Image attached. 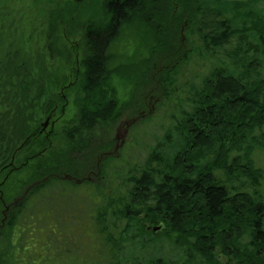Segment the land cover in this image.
<instances>
[{
	"label": "trees",
	"instance_id": "trees-1",
	"mask_svg": "<svg viewBox=\"0 0 264 264\" xmlns=\"http://www.w3.org/2000/svg\"><path fill=\"white\" fill-rule=\"evenodd\" d=\"M175 4L183 11L173 21L185 18L187 33L199 40L180 51V22L165 25ZM175 4L104 0V20L89 23L84 33L76 112L59 142L38 125L39 115L63 103L53 94L58 87L51 86L44 57L31 51L0 64V264L28 263L30 253L20 259L25 235L36 244L40 231L46 242L63 240L51 264L66 255L74 257L66 264H105L97 234L112 226L118 229L112 264H219L221 256L227 264H264V165L255 159L264 155V0ZM135 21L152 32L147 40L153 45L140 63L135 91L127 66L117 73L128 79L134 113L146 105L153 72L154 91L162 85L170 100L179 88L176 64L194 55L197 70L165 127L152 133L140 164L123 156L97 159L113 143L110 137L93 142L98 127L119 109L109 51L123 26ZM95 168L98 179L116 181L105 205L98 183L84 177ZM109 206L115 217H106ZM49 220L53 232L46 231ZM91 240L98 248L87 249Z\"/></svg>",
	"mask_w": 264,
	"mask_h": 264
},
{
	"label": "rangeland",
	"instance_id": "rangeland-1",
	"mask_svg": "<svg viewBox=\"0 0 264 264\" xmlns=\"http://www.w3.org/2000/svg\"><path fill=\"white\" fill-rule=\"evenodd\" d=\"M167 1L165 0V3ZM103 2L104 0H0V64L6 66L8 62H11V64L14 61L19 62L23 54L26 55V53L31 51L41 54L45 59L50 79L54 84H51V86L58 87L53 91V94H60L59 96L63 99V103H58L55 106L57 109L54 113H50L54 115H52L51 119H48L46 127L42 125L50 114L39 115L38 125L40 128H43L45 135L51 133L50 137L54 142H59L60 130L70 126L68 123L76 112V99L80 93L77 80L81 73L79 61L85 48L84 33L89 23H98L104 20ZM170 2L175 4V0H170ZM173 7L174 10L167 14L168 19L165 25L166 28L169 26L170 29L171 27H177L180 22L179 34L176 39L182 43V46L177 47L178 51L183 46L186 47L188 43L190 47V40H194L193 44L198 45V38L196 41L195 37L187 33L185 18L179 17L180 21L178 19H174L173 21L174 13L177 11L178 16L183 11V8L178 7L176 4ZM150 33L152 32L137 21L130 25H124L118 39L109 51L111 56L109 68L111 69V73H113L110 77V83L112 90L115 89L116 91L115 96L119 109L112 122L101 124L98 127V134H96L93 142L100 143L103 138L110 137L113 143L112 147L98 153L97 159L105 155H114L117 159L123 156L125 160H135L136 163L140 164L145 156L147 147L153 142L152 133L158 134L159 129L165 127L170 113L175 111L177 107V99L183 96L184 93L182 92L185 89L187 90V78L197 70L192 65L193 61L199 57L194 55L191 58H195L183 66L176 64L178 65L176 69L179 79L177 85L179 88L170 100L166 99L162 85H159V90L154 91L153 87L156 84L157 88L158 78H156L157 71H155V74L153 72L151 74L150 85H148L151 87V90L147 94V88L144 93L147 95L146 105L142 108H136L138 111L134 113L133 109L135 106L132 105L133 98L130 96L132 92L131 87L125 82L128 79L123 75L119 76L117 73L121 72L120 67L127 66L126 71L128 70L129 75H126L130 82H132L135 91V83L138 81L137 76L142 69L140 63L147 60L145 58H148L147 54L148 50H150V44L153 45L152 42H148L147 40L152 39ZM144 35L145 37H143ZM196 61L199 62V60ZM159 66V64L155 63L153 69L157 70ZM131 68H134V70ZM140 112L144 115L143 119H139L131 125L122 142H119L116 136L119 127L125 120L136 117ZM134 141H137L138 145ZM61 144H64V142ZM65 149L69 148L65 147ZM255 159L258 165H264V155L255 156ZM84 160L85 158L83 157ZM95 169L97 171V168ZM99 174V171H93V174H87L84 177L88 178L92 183H98L96 185H98L99 191L103 194L102 200L105 205L106 196L115 189L116 181L107 176H102L98 179ZM73 182L76 184L75 180ZM68 193L70 192H64L63 194L70 195ZM68 202V207H73L74 201L72 196ZM75 207L77 209V206ZM108 208L110 206L105 210L107 211L106 217H115L113 213H110V209ZM46 224H48L45 225L46 231L53 232V221H46ZM156 232L161 233L159 230ZM43 233L44 231L39 232L36 244L31 243L28 238L30 233L25 235V245L21 249L20 259L26 260L25 255L27 253L30 254L29 259L26 260L28 263L22 262L21 264H51L54 258L53 250L56 249L58 253L61 248L63 249L64 243L62 239L53 240L55 244L53 245V243L46 242L47 239L43 236ZM93 234L96 235L95 233ZM117 234L118 229H115V226H112L103 233L97 234L101 238L105 251V264L115 263V252L118 251V244L115 243ZM105 240L108 243H105ZM96 245L98 244L91 240L86 247L87 249L98 248ZM173 248V244H170V249ZM169 256L171 257V255ZM65 258L63 261L59 258L57 264H66L68 260L74 259L73 255H66ZM219 258V264H227V258L224 256ZM97 259H99L98 256H96Z\"/></svg>",
	"mask_w": 264,
	"mask_h": 264
},
{
	"label": "water",
	"instance_id": "water-1",
	"mask_svg": "<svg viewBox=\"0 0 264 264\" xmlns=\"http://www.w3.org/2000/svg\"><path fill=\"white\" fill-rule=\"evenodd\" d=\"M144 115L140 112L136 117H132L128 120H125V122L119 127L117 133H116V136H117V139L119 140V142H122L124 136L126 135V133L128 132V129L131 127V125H133L137 120H139L140 118H142ZM47 122L48 121H45L44 122V126L47 125ZM117 148V147H116ZM160 226H156V227H153V230L154 231H157L159 230Z\"/></svg>",
	"mask_w": 264,
	"mask_h": 264
},
{
	"label": "flooded vegetation",
	"instance_id": "flooded-vegetation-1",
	"mask_svg": "<svg viewBox=\"0 0 264 264\" xmlns=\"http://www.w3.org/2000/svg\"><path fill=\"white\" fill-rule=\"evenodd\" d=\"M55 110H56V108L53 109V113H54ZM52 115H54V114L48 115V118L46 119V121H48V119H51V117H53ZM47 124H48V122H47ZM42 126L43 127H46L47 125L46 126L42 125ZM41 132L45 133V131L43 130V128H41ZM65 178L66 179H70V180H75L76 181V184H80L83 181L82 179H76V178H71V177H65Z\"/></svg>",
	"mask_w": 264,
	"mask_h": 264
}]
</instances>
